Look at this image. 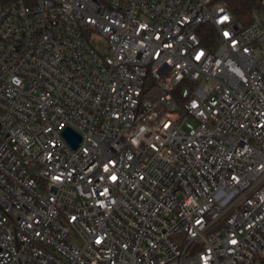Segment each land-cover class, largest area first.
<instances>
[{
  "label": "built area",
  "instance_id": "obj_1",
  "mask_svg": "<svg viewBox=\"0 0 264 264\" xmlns=\"http://www.w3.org/2000/svg\"><path fill=\"white\" fill-rule=\"evenodd\" d=\"M0 264H264V0H0Z\"/></svg>",
  "mask_w": 264,
  "mask_h": 264
},
{
  "label": "trees",
  "instance_id": "obj_2",
  "mask_svg": "<svg viewBox=\"0 0 264 264\" xmlns=\"http://www.w3.org/2000/svg\"><path fill=\"white\" fill-rule=\"evenodd\" d=\"M225 3L242 25L251 23V13L257 7V0H225Z\"/></svg>",
  "mask_w": 264,
  "mask_h": 264
},
{
  "label": "water",
  "instance_id": "obj_3",
  "mask_svg": "<svg viewBox=\"0 0 264 264\" xmlns=\"http://www.w3.org/2000/svg\"><path fill=\"white\" fill-rule=\"evenodd\" d=\"M64 137L66 140L73 146V148H77L81 143V136L76 133L74 130L67 128L64 133Z\"/></svg>",
  "mask_w": 264,
  "mask_h": 264
},
{
  "label": "snow or ice",
  "instance_id": "obj_4",
  "mask_svg": "<svg viewBox=\"0 0 264 264\" xmlns=\"http://www.w3.org/2000/svg\"><path fill=\"white\" fill-rule=\"evenodd\" d=\"M223 19H225V20H226V19H228V18L225 16V17H223ZM113 179H115V177H113Z\"/></svg>",
  "mask_w": 264,
  "mask_h": 264
}]
</instances>
